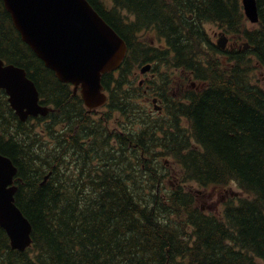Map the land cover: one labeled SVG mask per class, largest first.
Returning a JSON list of instances; mask_svg holds the SVG:
<instances>
[{
  "label": "trees",
  "instance_id": "trees-1",
  "mask_svg": "<svg viewBox=\"0 0 264 264\" xmlns=\"http://www.w3.org/2000/svg\"><path fill=\"white\" fill-rule=\"evenodd\" d=\"M88 1L129 48L103 84L108 109L132 124L130 134L117 138L121 146L133 145L136 158L123 152L124 162L117 158L114 136L92 125L81 96L22 41L0 0V59L25 68L43 104L56 107L47 118L21 123L0 92V153L18 167L16 202L33 225V245L25 252L12 250L0 226V264H264V87L253 80L257 72L264 77V0H258L255 28H247L240 0ZM206 23L250 49L242 43L218 50ZM152 30L166 40L163 48L148 49L139 40ZM150 62L194 80L171 98L166 92L174 77H161L167 127L148 123L135 104L131 74ZM39 122L46 132L36 129ZM139 123L145 128L133 132ZM157 151L182 171L180 185L166 195L152 166ZM68 161L76 173L66 169ZM85 172L96 179L86 184ZM191 183L214 192L236 183L246 196L209 213L185 192L183 185Z\"/></svg>",
  "mask_w": 264,
  "mask_h": 264
},
{
  "label": "water",
  "instance_id": "water-1",
  "mask_svg": "<svg viewBox=\"0 0 264 264\" xmlns=\"http://www.w3.org/2000/svg\"><path fill=\"white\" fill-rule=\"evenodd\" d=\"M14 27L25 44L52 70L62 84L81 88L90 111L106 105L104 75L123 64L125 40L95 10L88 0H2ZM247 19L260 20L258 0H242ZM217 46L226 50L229 38L219 35ZM245 49L249 48L245 44ZM152 70L143 67L142 74ZM0 90L6 91L11 108L22 122L46 117L53 111L41 104L40 92L27 70L0 60ZM157 104V100H154ZM158 109V108H156ZM18 167L0 153V226L12 250L25 252L33 245V225L16 202ZM50 176H46L45 182Z\"/></svg>",
  "mask_w": 264,
  "mask_h": 264
},
{
  "label": "rangeland",
  "instance_id": "rangeland-1",
  "mask_svg": "<svg viewBox=\"0 0 264 264\" xmlns=\"http://www.w3.org/2000/svg\"><path fill=\"white\" fill-rule=\"evenodd\" d=\"M131 20L134 21V17H131ZM256 26L257 25H253L249 21H247V28H255ZM204 29L206 30V33L208 34V37L211 40V42L215 45L218 43V40L220 39L218 35L223 33L227 34L225 28L215 23H206L204 25ZM227 35L229 37L227 49H234L236 47L241 48L243 46L242 43L244 42L240 41L238 37L229 34ZM138 38L147 46L148 49L150 47L155 48L160 46L158 43L159 42L158 34L156 32L144 31L138 35ZM217 58L223 60V63L227 62V58L221 54H217ZM153 65L155 69L157 66L159 67L158 69L154 70L151 73L143 75L141 72L142 64H140L135 67L133 74H131L132 83L133 84L135 83V88L133 89L135 91L134 94L136 98L135 104L138 107V111L141 112L139 114L143 115V118L148 123L164 121L165 123H168L165 125L167 127L171 124V122H170L169 114L165 110V100L163 96L161 98V95H164L160 90V88L163 87L162 86L163 79L161 80V77H163L166 73H168L167 74L168 76L174 77L172 78V83L173 81L174 83L172 84V86H170V88H168L167 91L169 92L168 93L166 92V94L169 95L171 98H173L172 95L180 96V93L183 92L185 89H187L190 86V84L194 82V80L190 81L188 79H185L184 78L185 74L181 75V72L174 71L172 68H169V65H167L168 67L164 66L161 63L159 64L153 63ZM256 74H257V78L253 79L254 82L257 85L264 87V77L260 75V73L258 72ZM141 81H144L145 85L140 86L141 89L138 90L136 89V87L137 85H139ZM147 86L150 88L148 89V92L145 93ZM153 98L159 99L160 102L158 103V106L163 107L164 109L163 114H159V111L155 109L152 103ZM50 107H54V106L50 105ZM84 111L85 113H87L88 111L85 105H84ZM143 111H145L146 114L142 113ZM108 115L111 117L109 120H107ZM89 116L90 118L89 117L88 118L92 122V125L96 124L100 128V130H102L101 132L106 133L108 137L109 135L114 136L111 137V140L114 146V151L116 150L117 158H121L122 162H124L123 154H126L127 159L129 160H134V158H136V155L133 154L135 153L132 148L133 145L131 144V147H127L126 145L121 146L120 141L117 138V136L119 135L123 137V135L125 136V134L126 135L130 134L128 131L129 130L131 131L132 128V124L130 125L129 121H125L124 118L121 117L119 112L113 113L110 111V109H108V107H103V108L98 107L97 111H94L92 114H89ZM181 127L187 129L188 123L186 121H183ZM143 128H145V126L139 123L138 126H135L133 132L136 131V133H138ZM36 129L39 130L40 132H46L47 124L44 122L36 123ZM66 129L67 126L63 125L59 130H63L61 131L62 133ZM55 145L56 143L53 142L52 147H54ZM98 150L102 151L100 147H98ZM122 152L123 154H121ZM157 152L158 153L155 154H159V155L157 156V158L154 157L152 166L153 168H155L157 173L161 177H163L162 186H160V192L161 194L166 195L178 188L181 182L182 171L179 165L174 161V159L166 155V152H161V151H157ZM67 164L68 166L66 167V169L68 168V170H72L71 173H73L75 170L76 173V169L73 166V163L72 162L69 163L68 161ZM122 168L123 165H118L117 170L121 171ZM143 170L144 172H146L145 169ZM132 172L135 175V171L132 170ZM76 175H74V177ZM84 177H86V179H83V182H86V184L96 179L95 176H91L87 172H85ZM183 186L185 192L193 193L197 198V202H198L197 204L200 205L204 209V211L209 213H218L224 208V205L229 201L232 200L234 202L235 200L236 202L238 199L246 196L236 183H232L226 189L217 192H214V189H202L195 183H191ZM91 188L92 187L89 185V187L88 188L86 187L85 189L91 190ZM85 192L87 193L88 191Z\"/></svg>",
  "mask_w": 264,
  "mask_h": 264
},
{
  "label": "flooded vegetation",
  "instance_id": "flooded-vegetation-1",
  "mask_svg": "<svg viewBox=\"0 0 264 264\" xmlns=\"http://www.w3.org/2000/svg\"><path fill=\"white\" fill-rule=\"evenodd\" d=\"M190 18H192V16H190ZM153 32H155V30H152ZM148 32H150V31H148ZM158 34V33H157ZM158 38H159V45L160 46H158V47H155V48H157V49H161V48H163L164 46H165V44H166V40L165 39H162V37H160L159 35H158ZM160 47V48H159ZM139 85L140 86H144L145 85V82L144 81H141L140 83H139ZM193 86H195V84H193ZM147 89L145 90V93L146 92H148V89L150 88V87H146ZM154 99V98H153ZM152 102H153V100H152Z\"/></svg>",
  "mask_w": 264,
  "mask_h": 264
},
{
  "label": "bare ground",
  "instance_id": "bare-ground-1",
  "mask_svg": "<svg viewBox=\"0 0 264 264\" xmlns=\"http://www.w3.org/2000/svg\"><path fill=\"white\" fill-rule=\"evenodd\" d=\"M181 123V122H180ZM122 154V153H121ZM121 156V155H120ZM129 156V155H128ZM126 158V157H125ZM128 162V161H127ZM204 188H206V187H204ZM193 201V200H192Z\"/></svg>",
  "mask_w": 264,
  "mask_h": 264
}]
</instances>
